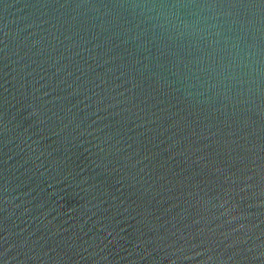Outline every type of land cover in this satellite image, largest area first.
<instances>
[{
    "label": "water",
    "instance_id": "obj_1",
    "mask_svg": "<svg viewBox=\"0 0 264 264\" xmlns=\"http://www.w3.org/2000/svg\"><path fill=\"white\" fill-rule=\"evenodd\" d=\"M0 264H264V0H0Z\"/></svg>",
    "mask_w": 264,
    "mask_h": 264
}]
</instances>
